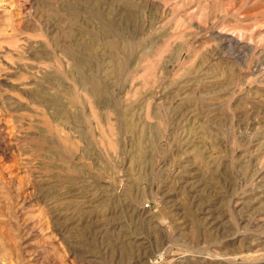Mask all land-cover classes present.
Here are the masks:
<instances>
[{
  "label": "rangeland",
  "instance_id": "obj_1",
  "mask_svg": "<svg viewBox=\"0 0 264 264\" xmlns=\"http://www.w3.org/2000/svg\"><path fill=\"white\" fill-rule=\"evenodd\" d=\"M0 264H264V0H0Z\"/></svg>",
  "mask_w": 264,
  "mask_h": 264
}]
</instances>
